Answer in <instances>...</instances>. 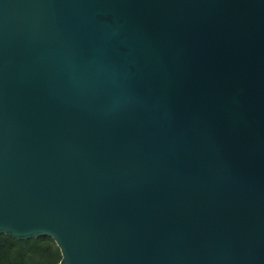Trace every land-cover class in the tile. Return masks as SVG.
I'll use <instances>...</instances> for the list:
<instances>
[{
  "label": "water",
  "instance_id": "water-1",
  "mask_svg": "<svg viewBox=\"0 0 264 264\" xmlns=\"http://www.w3.org/2000/svg\"><path fill=\"white\" fill-rule=\"evenodd\" d=\"M0 234L264 264V0H0Z\"/></svg>",
  "mask_w": 264,
  "mask_h": 264
},
{
  "label": "trees",
  "instance_id": "trees-1",
  "mask_svg": "<svg viewBox=\"0 0 264 264\" xmlns=\"http://www.w3.org/2000/svg\"><path fill=\"white\" fill-rule=\"evenodd\" d=\"M60 259L59 248L48 236L17 240L0 234V264H58Z\"/></svg>",
  "mask_w": 264,
  "mask_h": 264
}]
</instances>
